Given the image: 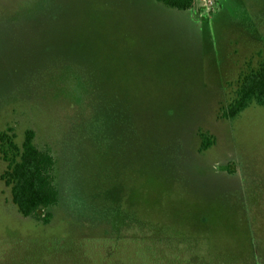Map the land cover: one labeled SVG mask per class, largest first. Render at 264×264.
Returning a JSON list of instances; mask_svg holds the SVG:
<instances>
[{"label":"rangeland","instance_id":"rangeland-1","mask_svg":"<svg viewBox=\"0 0 264 264\" xmlns=\"http://www.w3.org/2000/svg\"><path fill=\"white\" fill-rule=\"evenodd\" d=\"M261 60L264 0H0V132L58 191L43 224L0 177V264H264V107L219 115Z\"/></svg>","mask_w":264,"mask_h":264},{"label":"trees","instance_id":"trees-1","mask_svg":"<svg viewBox=\"0 0 264 264\" xmlns=\"http://www.w3.org/2000/svg\"><path fill=\"white\" fill-rule=\"evenodd\" d=\"M167 7L189 10L194 0H156ZM252 104L264 107V60L255 69L242 72L238 78L234 96L225 108L220 109V118L233 120ZM11 127L0 132V155L7 167L1 180L10 187L12 203L24 217H32L46 224L50 213H45L58 202V191L54 185V159L46 150L34 144V131L27 130L19 146ZM201 149L211 146L214 139L199 132Z\"/></svg>","mask_w":264,"mask_h":264}]
</instances>
